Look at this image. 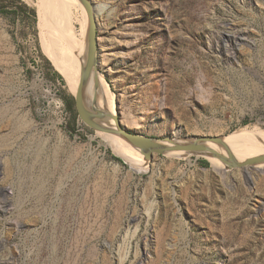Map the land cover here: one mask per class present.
I'll use <instances>...</instances> for the list:
<instances>
[{"label":"rangeland","instance_id":"obj_1","mask_svg":"<svg viewBox=\"0 0 264 264\" xmlns=\"http://www.w3.org/2000/svg\"><path fill=\"white\" fill-rule=\"evenodd\" d=\"M89 1L96 71L124 128L176 141L264 132V0ZM36 3L0 0V80L12 78L0 107L27 124L0 164V264H264V168L196 153L129 164L114 134L78 117ZM86 19L77 9L68 24L84 45Z\"/></svg>","mask_w":264,"mask_h":264},{"label":"bare ground","instance_id":"obj_2","mask_svg":"<svg viewBox=\"0 0 264 264\" xmlns=\"http://www.w3.org/2000/svg\"><path fill=\"white\" fill-rule=\"evenodd\" d=\"M35 6L37 12V25L42 33L39 39L41 43L40 46L44 50L43 53L63 75L68 90L74 96L79 92V76L81 67L85 63L84 52H86V45L80 44L79 40L77 41L75 40L76 38H73L74 36L68 24L71 23L74 16V10L80 9L84 12L85 8L78 0H37ZM86 20L85 26L83 27V29H86L85 36L88 27V14ZM9 58L2 44H0V63L8 61ZM11 83L12 78L8 75L0 80V101L11 94ZM85 94L90 98L95 96L97 98L98 108L114 115L113 96L98 73L95 78H90L84 90V95ZM23 118L24 117H18L16 115L14 107H12L11 104L0 107V132H6L4 135H0V164L3 163V155L7 153L10 138L16 137L27 129V124ZM112 124V121H109L108 128L113 127ZM104 134L113 138L112 134L108 132H104ZM104 139L109 142L129 164L139 168L143 167L144 160L141 154L132 148L125 140L116 135L115 139L117 144L108 141L106 138ZM222 141L224 145L223 149L212 143H208L207 147L224 156H227V153H229L238 162H244L247 159L264 155V132L257 127L253 129L244 128L238 132L223 136ZM168 154L182 156L187 153L172 152ZM38 157L40 160H44L42 153H39ZM204 157H206L214 167H227L217 158L209 157L206 154ZM7 162V164L10 165V161L7 160ZM4 164H6V161H4ZM247 167L245 170L251 168L259 170L264 168V164L251 166V168L250 166L249 168ZM9 173V167H5L4 174L6 178L9 176ZM244 173L246 172L244 171ZM4 188L0 196V207L3 209L10 201L8 193L5 192L6 187L4 186Z\"/></svg>","mask_w":264,"mask_h":264},{"label":"water","instance_id":"obj_3","mask_svg":"<svg viewBox=\"0 0 264 264\" xmlns=\"http://www.w3.org/2000/svg\"><path fill=\"white\" fill-rule=\"evenodd\" d=\"M78 1L84 6L88 14V27L86 32L85 63L81 67L79 76V92L73 97L78 117L89 127L122 138L132 148L137 150L145 161H150L154 154L183 152L187 154H206L209 157L217 158L227 168H242L264 164V155L247 159L244 162H238L229 153H227V156H224L207 147L208 143H212L223 149L222 137H196L176 141L170 138L157 139L139 135L124 128L116 113L112 115L109 112L100 110L95 96L90 98V100H85L84 90L90 78H95L97 75L96 12L89 0ZM109 121H112L113 127H104V124H107Z\"/></svg>","mask_w":264,"mask_h":264},{"label":"trees","instance_id":"obj_4","mask_svg":"<svg viewBox=\"0 0 264 264\" xmlns=\"http://www.w3.org/2000/svg\"><path fill=\"white\" fill-rule=\"evenodd\" d=\"M66 102L68 103L69 108H71L72 105H73V97L72 96H68ZM115 160L121 162L118 158H115ZM203 163L207 164L206 162H203Z\"/></svg>","mask_w":264,"mask_h":264}]
</instances>
